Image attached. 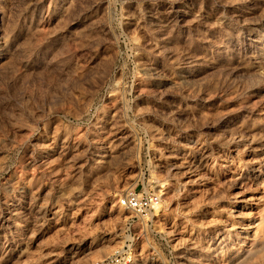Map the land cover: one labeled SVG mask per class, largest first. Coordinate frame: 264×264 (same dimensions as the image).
Wrapping results in <instances>:
<instances>
[{"label":"rangeland","instance_id":"374dc122","mask_svg":"<svg viewBox=\"0 0 264 264\" xmlns=\"http://www.w3.org/2000/svg\"><path fill=\"white\" fill-rule=\"evenodd\" d=\"M156 180L145 227L119 199ZM262 241L264 0H0V264H264Z\"/></svg>","mask_w":264,"mask_h":264},{"label":"built area","instance_id":"2783aa9c","mask_svg":"<svg viewBox=\"0 0 264 264\" xmlns=\"http://www.w3.org/2000/svg\"><path fill=\"white\" fill-rule=\"evenodd\" d=\"M159 201V196L154 192L137 191L135 188L119 199V205L125 210L132 211L134 217L139 219L141 215L145 216L151 212L159 204ZM125 225L131 231L134 222H131L130 219ZM132 254L131 246L125 243L123 248H118L112 255L95 259L91 264H132L134 260Z\"/></svg>","mask_w":264,"mask_h":264},{"label":"bare ground","instance_id":"6f19581e","mask_svg":"<svg viewBox=\"0 0 264 264\" xmlns=\"http://www.w3.org/2000/svg\"><path fill=\"white\" fill-rule=\"evenodd\" d=\"M156 176V175H155ZM154 176V177H155ZM157 178V177H156ZM155 178V179H156ZM158 179V178H157ZM157 184L154 187L155 193L159 196V204H157V206H155L154 209L151 210V212H149L147 215L140 217L141 222L144 224L145 227H149V221L153 220V218L157 215H160L165 207V201L163 200L162 196L164 194V188H165V183L161 180H156ZM166 182V181H165ZM261 239V238H260ZM260 245H264V241H262L261 243H259ZM122 246V245H121ZM123 248V247H121ZM258 248V247H257ZM250 253V252H249ZM91 258H97L96 255L91 256Z\"/></svg>","mask_w":264,"mask_h":264}]
</instances>
